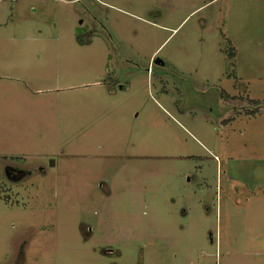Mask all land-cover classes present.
Masks as SVG:
<instances>
[{
	"label": "rangeland",
	"instance_id": "rangeland-1",
	"mask_svg": "<svg viewBox=\"0 0 264 264\" xmlns=\"http://www.w3.org/2000/svg\"><path fill=\"white\" fill-rule=\"evenodd\" d=\"M0 264H264V0H0Z\"/></svg>",
	"mask_w": 264,
	"mask_h": 264
},
{
	"label": "flooded vegetation",
	"instance_id": "flooded-vegetation-1",
	"mask_svg": "<svg viewBox=\"0 0 264 264\" xmlns=\"http://www.w3.org/2000/svg\"><path fill=\"white\" fill-rule=\"evenodd\" d=\"M8 167V169L10 170V169H13L14 170V167H12L10 164H7L6 166H5V172H6V168ZM24 172V171H23ZM23 172H22V174H23Z\"/></svg>",
	"mask_w": 264,
	"mask_h": 264
},
{
	"label": "crops",
	"instance_id": "crops-1",
	"mask_svg": "<svg viewBox=\"0 0 264 264\" xmlns=\"http://www.w3.org/2000/svg\"><path fill=\"white\" fill-rule=\"evenodd\" d=\"M107 251H109L110 249H106Z\"/></svg>",
	"mask_w": 264,
	"mask_h": 264
},
{
	"label": "water",
	"instance_id": "water-1",
	"mask_svg": "<svg viewBox=\"0 0 264 264\" xmlns=\"http://www.w3.org/2000/svg\"><path fill=\"white\" fill-rule=\"evenodd\" d=\"M53 163H54V161H53Z\"/></svg>",
	"mask_w": 264,
	"mask_h": 264
}]
</instances>
